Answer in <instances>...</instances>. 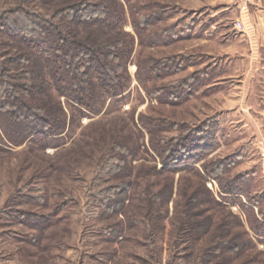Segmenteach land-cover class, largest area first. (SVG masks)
<instances>
[{
	"label": "rangeland",
	"instance_id": "374dc122",
	"mask_svg": "<svg viewBox=\"0 0 264 264\" xmlns=\"http://www.w3.org/2000/svg\"><path fill=\"white\" fill-rule=\"evenodd\" d=\"M66 1L0 0V22L24 26L28 17L10 12ZM122 3L120 32L135 42L123 99L89 117H71L61 99L66 128L55 147L14 146L0 133V264H264V51L226 37L243 25L240 6ZM70 27L99 45L117 32ZM140 118L153 119L152 136ZM193 130L206 149L188 161L200 176L163 168L161 149ZM177 150L172 168L186 161Z\"/></svg>",
	"mask_w": 264,
	"mask_h": 264
},
{
	"label": "trees",
	"instance_id": "16d2710c",
	"mask_svg": "<svg viewBox=\"0 0 264 264\" xmlns=\"http://www.w3.org/2000/svg\"><path fill=\"white\" fill-rule=\"evenodd\" d=\"M39 8L42 12H26L22 8L10 12L28 17L24 26L18 20L0 22V133L14 146L28 139L43 148L57 146L58 135L66 128L61 99L72 112L71 117L74 113L89 117L99 114L107 100H122L131 83L127 67L135 42L131 34L120 32L124 20L122 0H67L48 12H44L43 6ZM70 25L117 29L116 37L95 44L77 36ZM131 25L139 38V25L136 22ZM8 52L12 56L5 60ZM149 64V73L158 78V62L151 59ZM162 74H158L159 78H164ZM185 81L180 88H186ZM144 90L149 93V89ZM54 99L56 106L51 104ZM152 121V118L138 119L150 136ZM198 132L186 134L176 146H164L161 149L166 153L164 159L154 146L163 168L189 170L200 176L199 169L188 162L194 163L199 157L196 154L206 151L195 140ZM179 147L186 152L182 154L186 161L181 168H172L168 161H175ZM120 203L123 207L124 200ZM238 248L239 244L231 247L234 251Z\"/></svg>",
	"mask_w": 264,
	"mask_h": 264
},
{
	"label": "crops",
	"instance_id": "0c3cea01",
	"mask_svg": "<svg viewBox=\"0 0 264 264\" xmlns=\"http://www.w3.org/2000/svg\"><path fill=\"white\" fill-rule=\"evenodd\" d=\"M235 2L238 4V6H240V19L243 20L244 27L241 32L234 30L232 34H226V37L232 38V40L237 42V44L241 43L243 46H245L242 49H250V51L254 52L258 57L260 56L261 52L264 51V0H235ZM205 19L206 18L202 20L203 23L206 21ZM229 20L227 18L226 21ZM200 21V19L197 20L196 24ZM236 21H239V19H236ZM229 22L231 24L235 23L234 21ZM244 22L247 24V27L245 26ZM231 29H228L227 31ZM209 33L210 32L208 31L206 35H203V40L209 36ZM206 65L207 64H204V66ZM200 69L201 68H198L197 70Z\"/></svg>",
	"mask_w": 264,
	"mask_h": 264
},
{
	"label": "built area",
	"instance_id": "2783aa9c",
	"mask_svg": "<svg viewBox=\"0 0 264 264\" xmlns=\"http://www.w3.org/2000/svg\"><path fill=\"white\" fill-rule=\"evenodd\" d=\"M234 27H235L237 30H242V29H243V25H242V23H240V22H236L235 25H234Z\"/></svg>",
	"mask_w": 264,
	"mask_h": 264
}]
</instances>
